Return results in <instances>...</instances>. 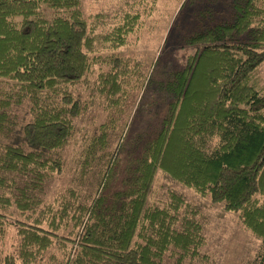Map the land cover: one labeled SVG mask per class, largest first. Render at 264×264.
<instances>
[{
  "label": "trees",
  "instance_id": "1",
  "mask_svg": "<svg viewBox=\"0 0 264 264\" xmlns=\"http://www.w3.org/2000/svg\"><path fill=\"white\" fill-rule=\"evenodd\" d=\"M198 1L196 26L172 29L171 49L192 53L165 86L162 122L126 130L146 72L112 51L138 14L98 31L120 16L88 20L82 0H0V237L16 234L0 264H44L54 246L62 264L197 257L203 228L183 196L168 190L165 202L150 201L159 176L239 214L261 242L253 264H264V0H214V14L208 0H185L179 11ZM95 65L107 69L83 100L74 87L88 84ZM95 105L107 120L69 157L73 186L49 202L76 122Z\"/></svg>",
  "mask_w": 264,
  "mask_h": 264
},
{
  "label": "rangeland",
  "instance_id": "2",
  "mask_svg": "<svg viewBox=\"0 0 264 264\" xmlns=\"http://www.w3.org/2000/svg\"><path fill=\"white\" fill-rule=\"evenodd\" d=\"M184 1L82 0V10L88 20L100 11L108 12L110 16H120L115 17V20L104 28L98 27V31L102 29L110 31L115 24L123 25L122 15L138 14V20L134 24L133 31L126 38V44L112 51L116 56L139 59L142 63V70L146 72L144 83L141 89L136 91L138 94L127 117L126 130L156 126L162 122L161 119L165 115L167 105L166 82L177 70V65L182 67V63L185 62L184 58L186 59L192 53L190 48L171 49L173 46L170 45L179 41V37L174 38L176 33H172V29L178 23H182L180 32L190 31L192 26L195 27L197 23L192 20L193 15L197 9H202L198 7L200 2L198 1L196 7H186L184 11H179ZM219 3L220 1L217 0L218 6ZM206 8L211 10V14H214L215 8H217L214 0H208ZM41 10L45 14L47 13L44 8ZM222 13L221 11L218 17ZM181 16H183L182 19ZM166 37L170 44L163 46ZM105 51L106 49L101 50L102 53ZM106 69V65H95L93 73L88 77V84L82 83L75 86L74 94L83 100L89 99L92 96L88 91L89 84L96 78L98 79L99 74ZM157 70H163V73L159 77H153ZM258 73L264 80V62L258 68ZM106 111H102L96 105L91 106L84 117L77 120L75 144L71 143L64 152L65 167L62 173L54 176L49 183L47 201L53 202L56 196L73 186L71 179L72 158L69 159V157L76 150H80L81 145L93 134L94 128L100 121L107 120ZM158 178L150 201L161 200L165 202L164 197L161 198V194L168 190L176 191L183 196L191 212H195L194 216L203 228L205 244L199 249V254L193 259L183 260L181 264H253L261 242L244 228L239 214L226 212L220 204L210 203L206 197L197 195L193 190L168 182L162 176ZM62 235L64 234L62 233ZM61 241L65 242L66 247L71 248V251L76 249L74 243ZM15 245V230L10 228L4 238L0 237V256L12 252ZM61 250L54 246L45 256L44 264H59V262L62 264ZM174 260V257L168 255L162 264H173Z\"/></svg>",
  "mask_w": 264,
  "mask_h": 264
},
{
  "label": "crops",
  "instance_id": "3",
  "mask_svg": "<svg viewBox=\"0 0 264 264\" xmlns=\"http://www.w3.org/2000/svg\"><path fill=\"white\" fill-rule=\"evenodd\" d=\"M184 61H185V58H184ZM182 65H184V62L182 63ZM180 67H181V66L177 65V70H179ZM162 73H163V70H161V71L157 70L156 72H154L153 77H154V76L159 77ZM171 76H172V75H171ZM169 79H170V78H169ZM169 79H168V80H169ZM166 83H167V82H166ZM164 116H165V115H163L162 119L164 118ZM162 119H161V120H162Z\"/></svg>",
  "mask_w": 264,
  "mask_h": 264
}]
</instances>
